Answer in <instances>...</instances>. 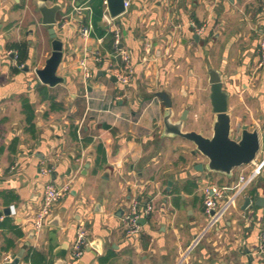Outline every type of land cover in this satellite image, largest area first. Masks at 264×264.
Instances as JSON below:
<instances>
[{
    "label": "crops",
    "instance_id": "1",
    "mask_svg": "<svg viewBox=\"0 0 264 264\" xmlns=\"http://www.w3.org/2000/svg\"><path fill=\"white\" fill-rule=\"evenodd\" d=\"M40 2L0 0V210L11 209L0 217V252L10 257L3 261L22 252L19 264H264V166L209 226L203 187L233 185L246 166L230 176L207 169L193 142L165 134L159 96L171 98L172 121L188 110L184 129L210 136L209 69H217L233 127L259 130L255 158L264 160V66L257 65L264 0H130L112 23L104 12L89 38L79 29L92 23V0H49L61 5L55 29L64 57L56 72L64 82L55 85L35 72L54 41ZM115 28L134 63L127 84L108 70L121 64ZM203 80L209 120L199 103ZM50 182L69 183V191L37 231L33 216ZM134 201L142 211L153 206L138 236L125 223ZM80 225L91 244L75 257Z\"/></svg>",
    "mask_w": 264,
    "mask_h": 264
},
{
    "label": "water",
    "instance_id": "2",
    "mask_svg": "<svg viewBox=\"0 0 264 264\" xmlns=\"http://www.w3.org/2000/svg\"><path fill=\"white\" fill-rule=\"evenodd\" d=\"M39 12L43 17V25H51L48 30L54 38L52 54L47 58L45 66L35 69L39 79L50 85L64 82V78L57 75V68L63 60V42L58 39L55 25L58 23L57 13L61 10L60 4L48 5L49 0H40ZM109 14L113 18L120 17L126 11L125 0H107ZM198 36L196 35L195 38ZM116 80L114 76L111 77ZM209 84L211 86L210 103L214 113L212 134L206 136L203 132L194 130H185L188 110H185L177 121H172L173 105L171 98L165 92H159V96L166 105L167 112L164 116L165 134L172 136H181L186 140L193 142L196 151L200 152L208 163L207 169L210 171H219L226 175H232L233 170L242 165H247L255 159L261 147L259 130L250 129V126L244 124L234 133V127L231 122V114L228 111L229 95L224 89L221 73L215 69H209ZM197 168L204 169V164L199 163ZM259 200H263L259 198ZM257 204H261V202ZM246 206H250L251 198H246ZM10 207L0 210V217L9 215ZM144 220V219H143ZM22 252L15 255L12 261H4L1 264H19L22 258Z\"/></svg>",
    "mask_w": 264,
    "mask_h": 264
},
{
    "label": "built area",
    "instance_id": "3",
    "mask_svg": "<svg viewBox=\"0 0 264 264\" xmlns=\"http://www.w3.org/2000/svg\"><path fill=\"white\" fill-rule=\"evenodd\" d=\"M130 6V0H125V7L128 9ZM104 12L109 17L110 23L113 22L114 18L111 17L107 7V1L105 0V9ZM93 30V24L89 22L84 24L80 29L79 33L85 38L91 36ZM115 35L114 40V52L117 58L120 59L119 68H108L109 72L116 78L119 83L127 84L133 78L135 74L134 63L132 59L131 51L123 46L122 43V33L119 29L115 28L113 30ZM259 62L258 66H264V28L261 34L259 45ZM98 59V58H97ZM85 64V61L84 63ZM86 75L91 76L90 71L86 69ZM246 167L239 175V180L233 185L219 186L218 184H208L203 187L204 199V212L208 215V225L212 226L218 221V219L223 215L222 213L225 209L233 203L234 199L239 196L247 188L249 184L252 183L254 179L259 177L262 168L264 166V160H259L255 158L251 163L245 165ZM69 191V183L67 184H56L54 182L47 183L44 187L42 202L38 208V211L33 216L34 219V228L35 230H41L49 220V217L59 199L64 196ZM225 203L221 206V202ZM153 209L151 204L146 205L143 208V211L140 208L138 201H134L131 206L130 212L125 217V223L127 226V232L129 235L138 236L141 226V217L143 214H148ZM76 240L72 247V254L75 257H81L84 255V251L91 244L90 237L88 236L87 229L84 225H80L77 228ZM258 250L264 255V221L260 226L258 234ZM10 258L9 256L4 255L0 252V264L3 263L5 259Z\"/></svg>",
    "mask_w": 264,
    "mask_h": 264
},
{
    "label": "trees",
    "instance_id": "4",
    "mask_svg": "<svg viewBox=\"0 0 264 264\" xmlns=\"http://www.w3.org/2000/svg\"><path fill=\"white\" fill-rule=\"evenodd\" d=\"M91 8H92V24L94 25V27H98L102 18H103V13H104V9H105V4H104V0H92L91 3ZM24 56L23 54H21V50L19 53V62L20 64H23V60H24ZM13 228L17 227V226H12ZM17 232L19 233V235H22V232L20 229H17ZM12 241H9V245L12 246ZM9 248V246H8Z\"/></svg>",
    "mask_w": 264,
    "mask_h": 264
},
{
    "label": "rangeland",
    "instance_id": "5",
    "mask_svg": "<svg viewBox=\"0 0 264 264\" xmlns=\"http://www.w3.org/2000/svg\"><path fill=\"white\" fill-rule=\"evenodd\" d=\"M201 83H202V85H199V86L202 87L205 90V92H204V95L201 98H199V103L206 106V113L204 114V116H205V118L207 117L208 120H209V118L212 117V114L210 112V108L211 107H210V104H209V99L207 97V93H208V90H209V86L207 85V83H206L205 80H203ZM198 120L199 121H202V115H200L198 117ZM234 133L235 134H238V128L235 127Z\"/></svg>",
    "mask_w": 264,
    "mask_h": 264
}]
</instances>
